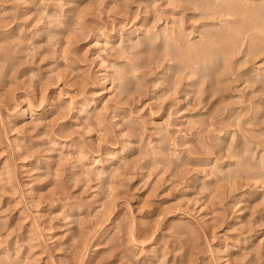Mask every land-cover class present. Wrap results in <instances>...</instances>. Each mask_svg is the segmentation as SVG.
Masks as SVG:
<instances>
[{
	"label": "rangeland",
	"instance_id": "obj_1",
	"mask_svg": "<svg viewBox=\"0 0 264 264\" xmlns=\"http://www.w3.org/2000/svg\"><path fill=\"white\" fill-rule=\"evenodd\" d=\"M263 9L0 0V264H264Z\"/></svg>",
	"mask_w": 264,
	"mask_h": 264
},
{
	"label": "bare ground",
	"instance_id": "obj_2",
	"mask_svg": "<svg viewBox=\"0 0 264 264\" xmlns=\"http://www.w3.org/2000/svg\"><path fill=\"white\" fill-rule=\"evenodd\" d=\"M229 2H230V1H229ZM230 4H231V3H230ZM241 4H242V3H241ZM227 5H228V4H227ZM230 6H232V5H230ZM230 6H229V7H230ZM239 7H241V5H240ZM239 7H238V8H239ZM253 8H254V7H253ZM244 9H245V8H244ZM247 10H248V9H247ZM247 10H246V11H247ZM254 10H255V9H254ZM261 10H262V9H261ZM263 10H264V9H263ZM250 11H251V10H250ZM239 13H241V12H239ZM244 13H245V12H244ZM248 13H250V12H248ZM253 13H254V12H253ZM255 14H256V13H255ZM258 14H261V13H258ZM258 14H256V15H257V18L260 19V17L258 16ZM244 15H245V14H244ZM247 15H248V14H247ZM247 15L245 16V18L247 17ZM250 15H251V14H250ZM253 15H254V14H253ZM262 16H263V15H262ZM251 18H252V17H249V18H248V21H249ZM257 18H256V19H257ZM246 19H247V18H246ZM259 19H258V20H259ZM263 19H264V18H263ZM254 20H255V17H254ZM244 21H245V20H244ZM260 22H261V21H260ZM257 23H258V22H257ZM257 23H256V24H257ZM262 24H263V23H262ZM251 25H252V24H251ZM260 26H262V25H260ZM263 26H264V24H263ZM238 28H239V27H238ZM241 28H242V27H241ZM249 28H250V27H249ZM251 28H252V26H251ZM255 28H256V26H255ZM245 29H246V28H245ZM236 30H237V29H236ZM241 31H242V30H241ZM263 31H264V30H263ZM233 34H234V33H233ZM233 34H232V35H233ZM224 35H225V34H224ZM230 38H231V37H230ZM260 38H261V37H260ZM232 39H233V38H232ZM231 41H232V40H231ZM237 41H238V40H237ZM258 42H259V41H258ZM226 44H227V43H226ZM226 47H227V46H226ZM259 47H260V46H259ZM256 48H257V47H256ZM261 48H262V47H261ZM225 49H226V48H225ZM230 50H231V49H230ZM258 51H259V50H258ZM256 52H257V51H256ZM226 54H227V53H226ZM224 55H225V54H224ZM46 113H49V112H46ZM46 115H47V114H46ZM220 256H221V255H220Z\"/></svg>",
	"mask_w": 264,
	"mask_h": 264
}]
</instances>
